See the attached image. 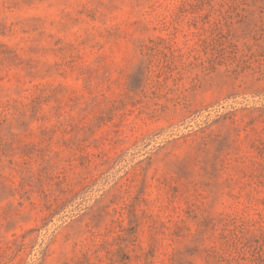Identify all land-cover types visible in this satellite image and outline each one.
<instances>
[{"label": "rangeland", "instance_id": "obj_1", "mask_svg": "<svg viewBox=\"0 0 264 264\" xmlns=\"http://www.w3.org/2000/svg\"><path fill=\"white\" fill-rule=\"evenodd\" d=\"M0 264H264V0H0Z\"/></svg>", "mask_w": 264, "mask_h": 264}]
</instances>
